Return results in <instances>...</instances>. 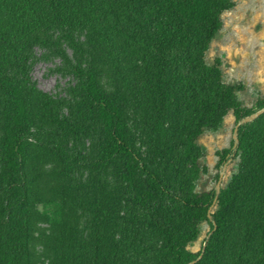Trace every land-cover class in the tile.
<instances>
[{
	"label": "trees",
	"instance_id": "obj_1",
	"mask_svg": "<svg viewBox=\"0 0 264 264\" xmlns=\"http://www.w3.org/2000/svg\"><path fill=\"white\" fill-rule=\"evenodd\" d=\"M234 5L0 0V264H264V112L229 182L196 191L203 132L264 108L206 59ZM37 49L63 93L37 86Z\"/></svg>",
	"mask_w": 264,
	"mask_h": 264
},
{
	"label": "rangeland",
	"instance_id": "obj_2",
	"mask_svg": "<svg viewBox=\"0 0 264 264\" xmlns=\"http://www.w3.org/2000/svg\"><path fill=\"white\" fill-rule=\"evenodd\" d=\"M223 21V28L207 51V62L219 58L224 81L242 82L244 89L238 96L245 106H253L264 98V0H235L234 7L223 13ZM37 56L31 71L37 86L52 94L63 93L62 88L70 78L56 70L60 58L47 56L41 49H37ZM236 126L235 116L230 112L219 128L206 129L198 139L203 151L200 160L203 171L196 182L197 192L216 190L221 174L220 188L224 187L237 171L239 159L233 146ZM226 149L231 151L226 162L219 166L221 153ZM210 230L208 222L201 224V235L190 245L192 251L203 248Z\"/></svg>",
	"mask_w": 264,
	"mask_h": 264
},
{
	"label": "water",
	"instance_id": "obj_3",
	"mask_svg": "<svg viewBox=\"0 0 264 264\" xmlns=\"http://www.w3.org/2000/svg\"><path fill=\"white\" fill-rule=\"evenodd\" d=\"M262 112H264V108H262V109L256 111L255 113H253V114L250 115V116H247V117L243 118V119L237 124V126H236V128H235V133H234V137H235V141H236V142L238 141V127H239V125H240L241 123H245V122H248V121L253 120L255 117L259 116ZM222 178H223V175L221 174V175H220V178H219V181H218V183H217V189H216V192H217V193H219V191H220V189H221V188H220V184H221ZM216 201H217V196H216V198L214 199L212 205H211L210 208H209V213H208V214H209V217L211 216V212H212V210H213V208H214V206H215V204H216ZM205 244H206V242L204 243V246H205Z\"/></svg>",
	"mask_w": 264,
	"mask_h": 264
}]
</instances>
